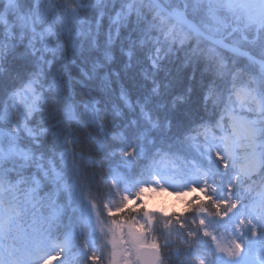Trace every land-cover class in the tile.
<instances>
[{"label": "snow or ice", "instance_id": "snow-or-ice-1", "mask_svg": "<svg viewBox=\"0 0 264 264\" xmlns=\"http://www.w3.org/2000/svg\"><path fill=\"white\" fill-rule=\"evenodd\" d=\"M0 2V264H51L53 252L60 264H264V0ZM181 52L203 68L196 90L161 76ZM86 160L104 173L103 199L79 183ZM153 186L199 188L192 214L235 218L231 244L210 219L199 226L211 243L181 214L140 207ZM73 202L82 243L62 227Z\"/></svg>", "mask_w": 264, "mask_h": 264}, {"label": "trees", "instance_id": "trees-1", "mask_svg": "<svg viewBox=\"0 0 264 264\" xmlns=\"http://www.w3.org/2000/svg\"><path fill=\"white\" fill-rule=\"evenodd\" d=\"M4 6L3 2H0V9H2ZM109 11H111V6H109ZM9 19H12L11 17H9ZM109 21L107 19V17H105L104 20V29L107 30ZM205 46H207V42L205 44ZM247 50H249L250 52H252V50L250 48H245ZM117 52H118V48H117ZM253 53V52H252ZM254 54V53H253ZM115 55V53H114ZM183 53H179L176 56L172 57L171 61H166L165 62V70L162 71L161 76L163 77H168L169 79H174L178 85V87L183 88L186 86H192L194 90L199 88V84H200V72L203 71V68H195L193 66L187 65L186 63L183 62ZM226 55H228L229 57H233V54L231 52H227ZM19 59V57H17ZM234 59H236L238 61L239 64H244L246 63V57H242V56H235L233 57ZM125 59H127L125 57ZM148 65L146 64L145 67H147ZM17 67H19V65H17ZM171 74V75H169ZM195 74V80L192 79L193 75ZM206 116H209L211 118V120L213 121V123H215V121L218 119V116H213L211 113L205 114ZM36 119H38V117H36ZM198 119L197 117H193V120ZM227 125V122H225L224 126ZM191 127L193 129H196L198 126L197 124L193 123L191 125ZM213 128V132L215 134H219V130L217 127H212ZM91 132L90 128H86L84 131H80L79 129L76 130V134L77 136L80 138L81 143L79 145H77V151H81V150H86L87 148L90 147L86 137L87 134ZM192 136L195 137V142L203 144L204 143V135H196V132L193 131L192 132ZM160 144L167 148V147H171V144H167L163 141V139L160 141ZM87 156H91L92 153L90 152H86L85 153ZM191 156H195L196 154L194 152L190 153ZM181 160H183V157H181ZM162 163L164 164H168L169 161L165 160L162 161ZM84 168L86 169V171L84 172V174L79 178V183L80 185L83 187L84 189V194L88 199H92L93 197H96L97 199H103V197L106 195L107 192V188L108 185L107 183L104 181L103 179V171H101L99 168L91 165L88 163V161L86 160L84 162ZM107 166H104V170L106 171ZM260 184V181H257V186ZM197 198V197H196ZM196 198H191L189 202H187V207L185 208L184 211L181 212H173V213H178L181 214L182 216H184V218L188 221V226L191 229H196L199 230L201 233V239L202 240H208L211 243V237H203L202 236V229H200L199 226V219L200 216L199 214L197 215H193L192 211H191V207L194 203H200V202H206L207 199H203L200 198L199 200H197ZM57 199H59L57 197ZM61 204L67 203V196L65 195V199L64 201H60ZM128 208L131 209H136L137 205H132V206H127ZM144 207V206H143ZM148 209V208H147ZM148 211L150 212H156V211H152L151 209H148ZM159 213V212H156ZM168 214V215H172ZM210 217V220L212 221V223L216 222L217 223V219L215 217L212 216H208ZM64 224H63V229H66L71 235L75 236L77 239V243H82L83 242V238L84 236L88 235L89 230L88 229H83L80 227V224L78 222L79 220V208L78 205H76L74 202L72 203V205L70 207L67 208L66 210V215H64ZM195 219L196 220V224H191V221ZM103 221L108 220L107 217H102ZM231 222V221H230ZM226 225V224H225ZM227 225H230V223L228 222ZM226 225V226H227ZM227 228V227H226ZM183 236H173L172 239L175 241V247H180V248H184L185 246L182 245L180 243V241L183 239ZM56 240L54 239L53 242H55ZM59 242V241H56ZM175 247L173 250H175ZM181 260L183 261V264H198V259L196 258L195 255L189 256L187 258L185 257H181ZM60 264V261L57 263ZM82 264V262H81ZM104 264H107V261L104 262ZM168 264H177V262L175 261V259L173 258L172 260H170L168 262Z\"/></svg>", "mask_w": 264, "mask_h": 264}, {"label": "rangeland", "instance_id": "rangeland-1", "mask_svg": "<svg viewBox=\"0 0 264 264\" xmlns=\"http://www.w3.org/2000/svg\"><path fill=\"white\" fill-rule=\"evenodd\" d=\"M218 128V127H217ZM224 128L227 130L229 128L228 124L224 126ZM220 129V128H218ZM221 129L219 130V132ZM220 136L222 133L215 134L213 132V128H211L209 137L211 135ZM162 163V162H161ZM162 166H166V164L162 163ZM144 198V205H141L140 207L146 206L148 209H151L152 211H156L163 214H171L173 212H181L184 211L187 207V202L190 201L191 198H203L204 200L207 199V197L204 195V193L199 191V188L196 189V191H189L187 188H183V190L179 188H173V187H166L165 189H161L158 187H151L147 188L146 191L142 194ZM137 205L136 200L133 199L130 201L128 206ZM200 216V215H199ZM200 218H205L206 221L210 219V217L205 216ZM217 220H219V217H215ZM227 218H225L226 220ZM103 221V220H102ZM230 225H221L210 223L208 225V230L210 232H213L214 235L217 237V242H219L222 246H228L231 244L233 238H234V232L233 229L235 228V225L237 223L236 219L234 218L231 222H229ZM110 225V220L104 221V226L107 228ZM227 227V228H226ZM58 243V242H54ZM59 258H56L55 252L52 253V260L51 264H57L59 262Z\"/></svg>", "mask_w": 264, "mask_h": 264}, {"label": "water", "instance_id": "water-1", "mask_svg": "<svg viewBox=\"0 0 264 264\" xmlns=\"http://www.w3.org/2000/svg\"><path fill=\"white\" fill-rule=\"evenodd\" d=\"M241 51H247V52H249V54H253L252 52L248 51V50L245 49V48H242ZM242 57H245V56H242Z\"/></svg>", "mask_w": 264, "mask_h": 264}]
</instances>
